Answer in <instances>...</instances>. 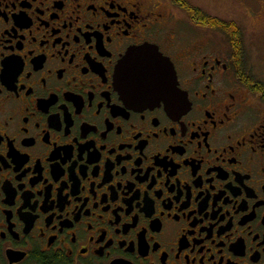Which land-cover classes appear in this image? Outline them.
I'll list each match as a JSON object with an SVG mask.
<instances>
[{
	"label": "flooded vegetation",
	"instance_id": "flooded-vegetation-1",
	"mask_svg": "<svg viewBox=\"0 0 264 264\" xmlns=\"http://www.w3.org/2000/svg\"><path fill=\"white\" fill-rule=\"evenodd\" d=\"M255 20L264 0H0V264H264ZM144 48L142 101L116 69Z\"/></svg>",
	"mask_w": 264,
	"mask_h": 264
},
{
	"label": "water",
	"instance_id": "water-1",
	"mask_svg": "<svg viewBox=\"0 0 264 264\" xmlns=\"http://www.w3.org/2000/svg\"><path fill=\"white\" fill-rule=\"evenodd\" d=\"M149 62L150 60L147 58V51L145 48L137 49L129 52L116 69L117 81L130 89V92H132L136 98L138 95L141 96L140 100L142 101L145 100L144 98L146 95H151L152 93L149 84H154L153 86L157 84L156 78L155 82L151 83L148 75L150 72V69H148ZM157 76L159 75L156 73L154 77Z\"/></svg>",
	"mask_w": 264,
	"mask_h": 264
},
{
	"label": "rangeland",
	"instance_id": "rangeland-1",
	"mask_svg": "<svg viewBox=\"0 0 264 264\" xmlns=\"http://www.w3.org/2000/svg\"><path fill=\"white\" fill-rule=\"evenodd\" d=\"M250 23L248 22V24ZM253 23H256L257 27H261L262 25H264L263 20L262 22H258L255 20ZM248 24L246 27H248ZM245 32L248 35L246 40L248 43L247 50L250 56L253 70L264 75V26H262V28H259L258 30H252L251 28H248Z\"/></svg>",
	"mask_w": 264,
	"mask_h": 264
}]
</instances>
